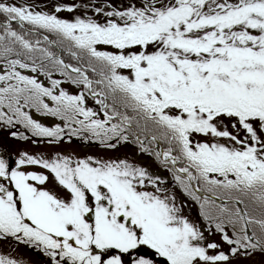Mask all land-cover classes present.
Masks as SVG:
<instances>
[{"label": "snow or ice", "instance_id": "6c2138e0", "mask_svg": "<svg viewBox=\"0 0 264 264\" xmlns=\"http://www.w3.org/2000/svg\"><path fill=\"white\" fill-rule=\"evenodd\" d=\"M0 130L133 149L0 151L41 264H264V0H0Z\"/></svg>", "mask_w": 264, "mask_h": 264}, {"label": "rangeland", "instance_id": "374dc122", "mask_svg": "<svg viewBox=\"0 0 264 264\" xmlns=\"http://www.w3.org/2000/svg\"><path fill=\"white\" fill-rule=\"evenodd\" d=\"M20 2H23V1H20ZM28 2L30 3L35 2L41 5L47 3L49 7H51L52 3H54L55 0H28ZM63 2L71 3V0L69 1L63 0ZM60 15L69 16L70 14L67 12H62L60 13ZM65 87L68 88L69 91H72V92L75 91V89L70 85H65ZM33 139H36V138H33ZM5 149L11 153V159H15V156L17 152L19 151H28L29 153H50L54 150H61L65 152L74 151L81 155L87 153V154H98V155H104V156H116V155H121V154H127L133 151V149L130 146L120 147L117 150H104L99 147H86L83 145H76L71 142L70 143L65 142V143H62V144H59L53 147L43 142L33 143L32 139L27 140V141L12 139L10 137H7L6 133L3 130H0V151L5 150ZM195 212H196V209L193 208L192 213L195 214ZM13 249L14 251H12ZM9 251H12L13 255H17L19 257H22L26 261L32 262V264H41L37 254L33 252L31 249L27 248L26 246H23V245L17 246L13 244L10 248L7 242H0V252H9ZM233 264H262V257L260 254H256L251 258L241 257L238 260H234Z\"/></svg>", "mask_w": 264, "mask_h": 264}, {"label": "trees", "instance_id": "16d2710c", "mask_svg": "<svg viewBox=\"0 0 264 264\" xmlns=\"http://www.w3.org/2000/svg\"><path fill=\"white\" fill-rule=\"evenodd\" d=\"M20 1H23V0H17L18 3H20ZM69 1V0H68ZM80 0H71V3L72 2H79ZM90 104H91V101H90ZM2 133V132H1ZM71 143L73 144H76V145H83V146H86V147H99L101 148L98 144H84L78 140H76L75 138H73V140L71 141ZM131 147V146H130ZM132 148V147H131Z\"/></svg>", "mask_w": 264, "mask_h": 264}]
</instances>
